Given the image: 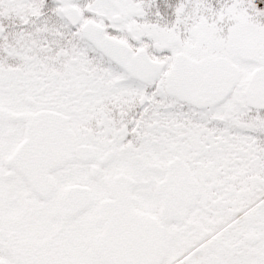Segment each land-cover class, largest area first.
<instances>
[{
    "label": "snow or ice",
    "instance_id": "1",
    "mask_svg": "<svg viewBox=\"0 0 264 264\" xmlns=\"http://www.w3.org/2000/svg\"><path fill=\"white\" fill-rule=\"evenodd\" d=\"M0 264H264V0H0Z\"/></svg>",
    "mask_w": 264,
    "mask_h": 264
}]
</instances>
